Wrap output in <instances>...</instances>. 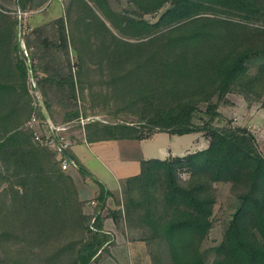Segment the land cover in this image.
<instances>
[{
	"label": "trees",
	"instance_id": "16d2710c",
	"mask_svg": "<svg viewBox=\"0 0 264 264\" xmlns=\"http://www.w3.org/2000/svg\"><path fill=\"white\" fill-rule=\"evenodd\" d=\"M51 1L16 5L27 13ZM116 1L126 8L72 0L62 19L33 34L39 42L51 30L48 46L58 35L68 61L71 52L77 57L82 95L109 117L108 124L87 126V144L202 134L210 145L182 159L142 161L140 174L122 184V210L113 221L121 217L129 230L144 233L153 264H264V156L248 130L217 127L230 95L264 109V0ZM16 31L17 22L0 12V264H93L111 243L102 215L113 196L102 189L92 201L91 226L68 173L55 170L23 130L34 114L28 69L13 61L16 44L12 53L4 50ZM42 83L66 86L76 105L72 76L41 82L46 97ZM79 117L76 109L64 124ZM218 185L231 186L240 206L210 260L204 244Z\"/></svg>",
	"mask_w": 264,
	"mask_h": 264
},
{
	"label": "rangeland",
	"instance_id": "374dc122",
	"mask_svg": "<svg viewBox=\"0 0 264 264\" xmlns=\"http://www.w3.org/2000/svg\"><path fill=\"white\" fill-rule=\"evenodd\" d=\"M61 1L62 3H60L59 0H53L52 2H54V5L52 7H50L48 4L44 8L37 11L24 13L17 8V0H0V12L3 15L11 18L13 21L17 22V31L13 38H11V46L9 45V47L5 48L4 50L7 53H12V47L14 44L18 46V52L13 53L11 56H13V61L14 58H19L22 62H24L28 69L27 90L29 93V98L32 102V108L34 110L33 116H36V118L40 120H42L41 118L44 120L49 119V121H51L56 126H69L72 130L71 138L75 142L74 147L80 145L86 146L88 145L85 134L87 126L95 123L108 124L110 123V120L108 119L109 117L107 118L102 113L105 110L95 108L91 104L92 101L89 97V93L82 95L77 83V77L79 74V69L77 67V57L71 52L69 58L70 62L68 61L65 53L59 48L61 42L59 39L56 41L58 35L55 36V46L52 45V42H49L51 44H49V46L47 43V37L51 36V30L43 32L44 34H41L42 38L39 40V42L37 39L38 36L33 35L37 29L44 28L47 25H53L57 21L54 18L50 19L49 17L50 15L52 16L55 11L58 14H62V12H64L65 15L66 7L69 2H72V0ZM107 1L110 2V6L114 10L121 11L126 8L124 1L122 3H117L116 0ZM150 19L151 18H148V20ZM27 42L32 44L30 48L27 46ZM39 46L41 49H39ZM5 51L2 53H5ZM259 66V62L253 64L250 68L251 73L255 74L258 71ZM49 76L59 83H67L69 77H73L74 81L77 83L76 105L72 104L73 99L66 86L60 87L50 83H42L46 93V97L43 96L39 84L41 82H45ZM98 90L99 89L96 91ZM76 109L80 114L79 119L69 122L68 124H64V121L67 120V114L75 111ZM219 112L221 118L220 123L217 125L218 128L230 126V128H241L248 130V132L255 136L259 151L264 156V109L261 104H255L250 107L243 97L238 95H230L227 98V102L221 106ZM197 124L201 125V122L198 120ZM23 130L31 134L32 144L36 149L47 152L49 157L53 158L55 170L57 169L59 172V168H61L63 165V162L60 160V158L51 151L39 148L34 143L33 134L28 130L27 126L23 128ZM200 138V136H193L188 139H184L187 141L181 144V146H183L182 150L187 148L191 149V146L194 145V141ZM169 140L170 137L165 135L163 137L157 138L155 141L147 143L145 147L151 151H155L158 147H160V142L169 143ZM105 146H111L102 147L107 148V155H102L99 153L98 156L103 157V160L104 157L107 156L106 158L108 159L110 170L113 173H116L121 178H127L135 176L141 172L140 168L134 171L132 169L130 170L129 168L124 174L118 173V167H121V165L130 166L132 164L131 159L133 156L135 157L136 155H140L139 151L131 149L125 152V149L122 150V146L118 144ZM99 148L100 147L94 150H97L98 153ZM84 152L86 151L84 150ZM88 159L91 161L95 171H100L101 165L89 153ZM158 159L159 158L156 160ZM0 171H4L1 165ZM63 176L69 177L74 182L80 201L84 204V214L92 220V226L96 220L95 210L91 206L92 201H85L84 195L80 193V187L83 185L82 179L85 177L84 172L81 169L72 170L67 175ZM189 177L190 175L187 170L181 171V178L183 180H188ZM4 188L7 187H3V190ZM216 190L217 203L212 220L213 229L204 244V249L208 252V257L210 260L214 258L215 250L222 244L226 230L228 229L233 216L240 206L232 193L231 186L218 185L216 186ZM123 198L124 197L121 189V191L117 193L116 197H113V208L109 209L107 207V213L105 211L102 215V217L105 218L104 226L107 220L110 221L111 219L113 221V213L115 211L122 210L117 207V204L120 202L123 203ZM89 208H91L92 211L89 210ZM117 218L118 221L115 224L117 226V230H115L116 234L112 232L108 233L111 243L100 255L98 260L93 262V264H112L113 262L108 261L109 258H112L116 264H153L150 258V249L148 245L141 242L144 239V233L137 229L129 230L126 227L125 221L121 217ZM111 225H113V223H111Z\"/></svg>",
	"mask_w": 264,
	"mask_h": 264
},
{
	"label": "crops",
	"instance_id": "0c3cea01",
	"mask_svg": "<svg viewBox=\"0 0 264 264\" xmlns=\"http://www.w3.org/2000/svg\"><path fill=\"white\" fill-rule=\"evenodd\" d=\"M52 1L49 3L50 7L54 5V2ZM59 1L60 3H62L61 0ZM52 16L51 15L49 16L50 19L54 18L55 20H59L64 17V12H62V14L61 13L58 14L55 11V13ZM163 136H165V134L155 135L150 140L143 141V142H135V141L133 142H113V143H102V144H96V145L88 144L86 146L80 145V146L74 147L71 153H72L73 158L75 159V163L78 166L77 170L81 169L85 175V177L82 179L83 185H81L80 187V193L84 195L85 201L95 200V198H97L99 192L102 189H105L107 192L111 193L113 197L114 196L116 197L117 193L121 191L122 184L124 181L130 178L136 177L140 174L139 173L135 176H131L127 178L126 177L121 178L116 173H113L110 170V165H109L108 159L106 158L107 156L104 157V160H103V157L98 156L99 153L102 155H107L106 154L107 148H102V147H111V146H105V145L118 144L122 146V150L125 149L124 150L125 152L131 149H134L140 152V155H136L135 157L133 156V158L131 159L132 164L130 166L121 165V167H118V173L120 174L126 173L129 168L130 170L132 169L133 171L138 168H140L141 170L140 164L142 161H152V160H156L157 158H159L158 161H168L171 159H182L189 155L206 151L210 145L209 141L206 138H204L202 134H198V135H191V136H185V137H172V136L167 135L170 137L169 143L160 142L161 144L160 147H158L155 151H151L147 149V147H145L147 143L155 141L157 138L163 137ZM193 136H200L201 138L198 140H195L196 142L194 141L193 143L194 145L191 146V149L187 148V149L182 150L183 146H181V144L187 141L184 139H188ZM98 147L100 148L98 149V153H97V150H94V149H97ZM84 150L87 153L84 152ZM191 150H194V151H191ZM191 152H194V153H191ZM88 153L91 154L93 158L96 159V161L101 165L100 171H95V168L92 166L91 161L88 159ZM112 202H113V198H110L107 202V207L109 209L113 208ZM89 210L92 211L91 208H89ZM106 213H107V210H106ZM111 221L112 220L110 219V221L107 220L105 222L104 231L106 234L110 232L116 234L115 230H117V226L115 225L113 221L112 222ZM111 223H113V225H111ZM108 261L113 262L112 264H116L114 260H112V258H109Z\"/></svg>",
	"mask_w": 264,
	"mask_h": 264
},
{
	"label": "built area",
	"instance_id": "2783aa9c",
	"mask_svg": "<svg viewBox=\"0 0 264 264\" xmlns=\"http://www.w3.org/2000/svg\"><path fill=\"white\" fill-rule=\"evenodd\" d=\"M27 128L32 132L34 143L39 148L51 151L60 158L64 173L78 169L77 164L69 157V152H72L75 146L69 126H56L49 119L40 120L33 116ZM91 206L95 210L97 204L92 202Z\"/></svg>",
	"mask_w": 264,
	"mask_h": 264
}]
</instances>
